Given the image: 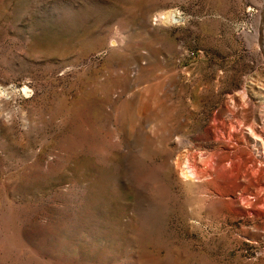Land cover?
I'll use <instances>...</instances> for the list:
<instances>
[{
	"label": "rangeland",
	"instance_id": "obj_1",
	"mask_svg": "<svg viewBox=\"0 0 264 264\" xmlns=\"http://www.w3.org/2000/svg\"><path fill=\"white\" fill-rule=\"evenodd\" d=\"M260 27L264 0H0V264H264Z\"/></svg>",
	"mask_w": 264,
	"mask_h": 264
},
{
	"label": "water",
	"instance_id": "obj_2",
	"mask_svg": "<svg viewBox=\"0 0 264 264\" xmlns=\"http://www.w3.org/2000/svg\"><path fill=\"white\" fill-rule=\"evenodd\" d=\"M262 26V25H261ZM259 37H260V39H261V41H262V43H263V45H264V42H263V40H262V38H261V27H260V31H259Z\"/></svg>",
	"mask_w": 264,
	"mask_h": 264
}]
</instances>
